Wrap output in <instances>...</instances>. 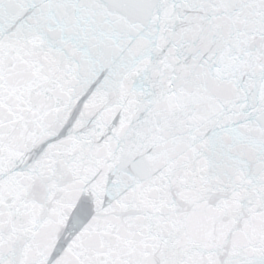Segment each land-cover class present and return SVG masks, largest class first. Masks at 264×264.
Here are the masks:
<instances>
[{
    "label": "snow or ice",
    "instance_id": "snow-or-ice-1",
    "mask_svg": "<svg viewBox=\"0 0 264 264\" xmlns=\"http://www.w3.org/2000/svg\"><path fill=\"white\" fill-rule=\"evenodd\" d=\"M0 264H264V0H0Z\"/></svg>",
    "mask_w": 264,
    "mask_h": 264
}]
</instances>
